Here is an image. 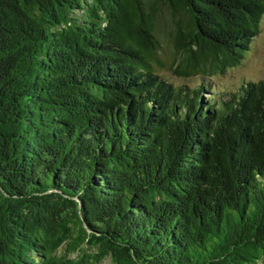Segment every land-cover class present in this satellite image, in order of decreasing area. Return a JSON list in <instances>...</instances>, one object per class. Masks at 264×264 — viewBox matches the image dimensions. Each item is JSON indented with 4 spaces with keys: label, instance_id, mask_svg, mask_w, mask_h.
I'll return each mask as SVG.
<instances>
[{
    "label": "trees",
    "instance_id": "trees-1",
    "mask_svg": "<svg viewBox=\"0 0 264 264\" xmlns=\"http://www.w3.org/2000/svg\"><path fill=\"white\" fill-rule=\"evenodd\" d=\"M263 14L0 0V264L264 263V77L203 79L241 63Z\"/></svg>",
    "mask_w": 264,
    "mask_h": 264
},
{
    "label": "rangeland",
    "instance_id": "rangeland-1",
    "mask_svg": "<svg viewBox=\"0 0 264 264\" xmlns=\"http://www.w3.org/2000/svg\"><path fill=\"white\" fill-rule=\"evenodd\" d=\"M159 23L163 24L166 29L169 28L168 14L165 9L160 6L158 8ZM174 56V57H173ZM171 54L169 47L165 46V51L162 53L161 57L166 61V64L171 62L173 58V63L176 65L179 57L178 55ZM155 71L159 74L164 75L169 80H172L174 84H185L189 86L197 85L202 78L201 75L190 76L187 79L174 74L172 71L166 68H155ZM264 77V14L260 21L259 32L255 35L251 41L250 49L246 52L241 63L234 67L227 69L222 74H215L213 76L204 75L203 79H209L212 84V88H219L221 90H231L238 87L241 81L247 79L258 80ZM87 252H95V248L88 247ZM74 254H71V256ZM110 258L106 256L101 264H109ZM257 264H264L259 261Z\"/></svg>",
    "mask_w": 264,
    "mask_h": 264
}]
</instances>
